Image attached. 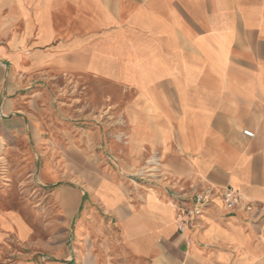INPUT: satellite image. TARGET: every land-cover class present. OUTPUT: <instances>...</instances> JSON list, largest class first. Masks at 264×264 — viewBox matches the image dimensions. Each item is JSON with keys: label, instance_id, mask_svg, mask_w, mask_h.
Here are the masks:
<instances>
[{"label": "crops", "instance_id": "crops-1", "mask_svg": "<svg viewBox=\"0 0 264 264\" xmlns=\"http://www.w3.org/2000/svg\"><path fill=\"white\" fill-rule=\"evenodd\" d=\"M6 1L47 47L37 61L106 85L94 97L122 115V162L145 171L139 187L99 184L58 259L37 263L28 223L0 209V264H264V227L218 195L230 186L264 213V0ZM208 186L178 231V198Z\"/></svg>", "mask_w": 264, "mask_h": 264}, {"label": "rangeland", "instance_id": "rangeland-1", "mask_svg": "<svg viewBox=\"0 0 264 264\" xmlns=\"http://www.w3.org/2000/svg\"><path fill=\"white\" fill-rule=\"evenodd\" d=\"M46 53L0 0V209L28 223L37 263L60 258L53 250L67 241L74 246L82 207L102 181L139 187L145 171L122 162V115L94 97L106 85L37 61ZM57 191L67 197L59 206Z\"/></svg>", "mask_w": 264, "mask_h": 264}, {"label": "built area", "instance_id": "built-area-1", "mask_svg": "<svg viewBox=\"0 0 264 264\" xmlns=\"http://www.w3.org/2000/svg\"><path fill=\"white\" fill-rule=\"evenodd\" d=\"M243 133L250 137L253 135L252 132L247 130ZM214 191V187L208 186L196 192L190 200L178 198L174 205V221L178 231L183 232L188 226L194 224L212 200ZM218 195L226 213L231 214L238 209H243L249 214L248 221L250 223L257 224L260 222L264 227V213H261L262 205L255 204L230 186L223 188Z\"/></svg>", "mask_w": 264, "mask_h": 264}]
</instances>
